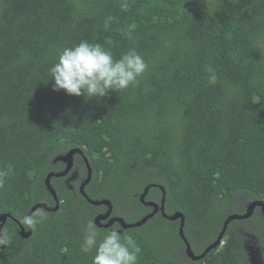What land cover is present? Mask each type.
Masks as SVG:
<instances>
[{
	"label": "trees",
	"instance_id": "16d2710c",
	"mask_svg": "<svg viewBox=\"0 0 264 264\" xmlns=\"http://www.w3.org/2000/svg\"><path fill=\"white\" fill-rule=\"evenodd\" d=\"M129 2L124 11L121 0H0V168L14 169L0 188V214H11L0 264H93L95 253L80 246L99 206L62 177L51 179L58 210L37 209L47 220L28 238L19 233L33 204L55 205L45 177L62 169L53 159L73 147L92 168L89 197L109 198L128 222L151 210L138 200L145 186L163 185L166 213L185 215L198 254L229 214L264 201V0ZM81 40L115 58L134 48L147 71L137 86L100 99L54 91L50 67ZM74 158L84 174L80 154ZM161 198L156 186L146 196ZM241 221H231L221 246L199 260L161 212L121 234L140 246L138 264H236Z\"/></svg>",
	"mask_w": 264,
	"mask_h": 264
},
{
	"label": "clouds",
	"instance_id": "9594fccd",
	"mask_svg": "<svg viewBox=\"0 0 264 264\" xmlns=\"http://www.w3.org/2000/svg\"><path fill=\"white\" fill-rule=\"evenodd\" d=\"M120 7L128 11L129 0H121ZM147 68L144 57L134 48L115 58L113 53L101 44L81 40L78 44L59 51L57 61L50 67L49 72L54 81V91L63 90L68 95L100 99L110 92L137 86L139 78ZM206 70L210 73L209 84L217 83L215 69L209 66ZM12 174L14 169L11 165L6 169L0 168V188L5 186L6 179ZM47 218V212L41 209L34 214L23 216L21 222L34 230ZM10 242L7 232L0 235V246H6ZM80 248L84 254L95 253L93 264H138L141 252L140 246L131 235L122 236L119 225L101 233L92 220L84 227Z\"/></svg>",
	"mask_w": 264,
	"mask_h": 264
},
{
	"label": "water",
	"instance_id": "95a60500",
	"mask_svg": "<svg viewBox=\"0 0 264 264\" xmlns=\"http://www.w3.org/2000/svg\"><path fill=\"white\" fill-rule=\"evenodd\" d=\"M75 154H80L84 158V160L87 164V170H88L86 178L83 180V182L79 186L78 190H79L80 194L83 195L89 202H91L94 205H106L107 206V211L105 213L98 214L94 217L95 224H97L99 226L109 227L114 222H118L121 225L120 232H122L126 228L137 227V226L143 225L144 223L147 222V220L149 218H152L158 212H161V214L164 217H166L170 220L180 219L179 234L185 243L186 254L192 260H199L201 258H204L209 251H211L212 249L221 245L223 242V238H224L225 232L227 230V227L231 221H233L235 219H243V218L249 217L253 213L256 206L261 207V209L263 210V215H264V201L256 199V200L249 202L247 205V209L244 213L229 214L226 217V219L223 223V227H222L221 231L219 232L217 238L213 242H211L203 250L202 253H200V254L195 253L190 242H189V240H188V238L185 235V232H184V226H185V221H186L185 215L181 211H176L172 214H167L165 211L166 191H165V188L163 185L157 184V183H149L145 186L143 192L139 195V200L142 204L149 206L151 208V210L147 214H145L143 217H141L140 219H138L134 222L126 221L125 218L123 216H120V215L111 216L112 211H113V204L109 198H101V199L90 198L89 195L87 194L86 190H85V187L92 179V168H91L90 163H89L86 155L84 154L83 150L80 149L79 147H73V148L69 149L68 151H66L65 153H61V154L57 155L55 158V161L60 160V161L64 162L66 164L65 168L63 170L57 171V172L50 171L47 173V175L45 177L46 187H47L48 191L50 192V194L53 196L54 201H55V205H49L45 201L37 202L31 206L27 215L33 214L37 209H40V208H44L47 211L58 210L59 205H60V199L58 197L56 189L52 185L51 179H52V177L65 176L70 172V170L73 166ZM153 186L159 187L162 190V198H161L160 202L146 199V196H147L150 188ZM8 217H11V214L8 212H6V213L4 212V213L0 214V235L3 234L2 228H3V225L5 224ZM109 217H110V219L106 223L101 224V220L107 219ZM14 220H16V219H14ZM19 228H20L19 233L23 238H28L32 234L33 230L25 227L21 223H19ZM0 248H5V246H0Z\"/></svg>",
	"mask_w": 264,
	"mask_h": 264
},
{
	"label": "flooded vegetation",
	"instance_id": "af4514ba",
	"mask_svg": "<svg viewBox=\"0 0 264 264\" xmlns=\"http://www.w3.org/2000/svg\"><path fill=\"white\" fill-rule=\"evenodd\" d=\"M55 158L53 159V161L54 162H60L62 164L61 170H63L65 168L66 164L60 160L55 161ZM81 158H82V161L84 162L85 169H86V172L84 174H82L79 171V166L75 164V158H74L73 166H72L70 172L67 175L62 176V178H64V182L67 183V185H69V187H71V188H74L75 184H77L76 186L79 189V186L81 185V183L83 182V180L87 176V171H88L87 170V164H86V162L82 156H81ZM61 170H59V171H61ZM51 171H54V170H51ZM55 172H57V171H55ZM70 182H71V184H70ZM96 206H99L98 207L99 210L93 216V219L96 215L105 213L107 211L106 205H96ZM129 207L130 208H128V209L130 210L132 205L129 204ZM246 209H247V206H246ZM114 215L123 216L121 214L115 213V205L113 204V211H112L111 216H114ZM110 217L107 219L101 220V224L106 223L110 219ZM262 219L264 220L263 210L261 209L260 206H256L253 213L249 217L241 219L247 223L245 225H237L236 226V233L241 238V244L238 247V253H237L238 260H237L236 264H264V224H263ZM175 221L178 224V231H179L180 219H177ZM116 225H119V230H120L121 225L118 222H114L109 227H104V226H99V225H97V226L99 228H102V229H109V228H112L113 226H116Z\"/></svg>",
	"mask_w": 264,
	"mask_h": 264
},
{
	"label": "rangeland",
	"instance_id": "374dc122",
	"mask_svg": "<svg viewBox=\"0 0 264 264\" xmlns=\"http://www.w3.org/2000/svg\"><path fill=\"white\" fill-rule=\"evenodd\" d=\"M118 208L121 209V210H128V212H131V210H132V208L130 210L128 209L130 207H129V203L127 201H121V200L118 201ZM134 213H136V212H133V214ZM246 223L247 222H245V221H241V222H239L238 225H245Z\"/></svg>",
	"mask_w": 264,
	"mask_h": 264
}]
</instances>
